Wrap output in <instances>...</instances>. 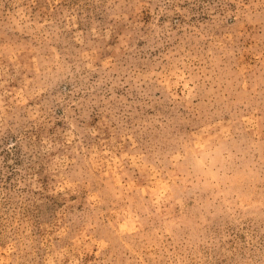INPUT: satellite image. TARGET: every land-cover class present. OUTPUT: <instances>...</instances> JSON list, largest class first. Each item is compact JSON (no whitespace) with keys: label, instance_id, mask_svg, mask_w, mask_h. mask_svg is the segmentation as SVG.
<instances>
[{"label":"rangeland","instance_id":"374dc122","mask_svg":"<svg viewBox=\"0 0 264 264\" xmlns=\"http://www.w3.org/2000/svg\"><path fill=\"white\" fill-rule=\"evenodd\" d=\"M0 264H264V0H0Z\"/></svg>","mask_w":264,"mask_h":264}]
</instances>
